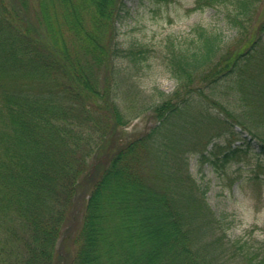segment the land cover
<instances>
[{
    "label": "trees",
    "instance_id": "1",
    "mask_svg": "<svg viewBox=\"0 0 264 264\" xmlns=\"http://www.w3.org/2000/svg\"><path fill=\"white\" fill-rule=\"evenodd\" d=\"M124 1L0 0V264H264V245L227 237L185 155L204 156L224 134L217 158L227 162L242 151L236 123L264 156L255 132L264 124V21L244 34L260 0H193L187 10L222 7L244 43L226 50L201 25L189 42L167 39L158 54L174 89L154 87L140 104L132 74L151 54L119 46ZM118 57L128 62L117 66ZM122 86L132 114L120 109ZM145 110L153 124L120 141V127ZM80 186L87 197L71 231L62 223Z\"/></svg>",
    "mask_w": 264,
    "mask_h": 264
},
{
    "label": "rangeland",
    "instance_id": "2",
    "mask_svg": "<svg viewBox=\"0 0 264 264\" xmlns=\"http://www.w3.org/2000/svg\"><path fill=\"white\" fill-rule=\"evenodd\" d=\"M31 5H32V1ZM193 0H164L151 3L148 0H125L117 26V41L119 46L127 48L142 44L150 50L147 60L140 65V69L132 74L133 80L137 81L140 93L137 101L149 98V93H155L157 87L164 92L170 93L175 86V80L161 64L158 49L168 40H174L181 44L190 41L194 36L192 28L201 25L209 31L219 33L224 39L225 47L231 50L240 49L244 43L242 34L235 31L227 23L222 7H206L201 10H187L192 6ZM85 12V10H84ZM264 0H260L244 27L245 33H256L258 25L264 21ZM63 36L67 37V31L63 30ZM223 61V60H222ZM125 57L115 60L117 66L123 67L127 63ZM218 62V61H217ZM215 62L204 68L200 73L204 76L207 71L215 66ZM104 68L95 72L98 81ZM227 78H222L218 88H223ZM122 98L120 109L132 114L136 111L135 100H125L124 86L120 87ZM155 97V96H154ZM135 98V97H134ZM225 101V99H223ZM214 109H217L215 107ZM154 122L152 111H143L128 119L127 123L120 127L117 132L119 140L132 138L146 131ZM234 129L239 131V138L234 144H242L236 155L227 162H221L217 157L221 155L226 138L215 136L204 151V156L197 151H187L186 160L188 170L195 181L205 189L207 204L215 212L221 215L222 223H227L225 230L229 239H244L253 245H264V156H258L256 148H248L247 142L253 146L256 139L243 130L236 123ZM256 134L264 138V124L260 120L256 124ZM259 138V137H258ZM260 140V139H259ZM218 146H213L216 144ZM197 150V148H195ZM200 149V148H199ZM87 187L80 186L67 208L62 226L71 231L77 230L81 221L83 208L86 200ZM14 218V219H13ZM21 229L19 221L14 216H7L6 221ZM2 221V223H7ZM73 232L71 233V235ZM74 245V244H73ZM71 245V249L73 248ZM59 247L56 245L55 249ZM64 250V248H62Z\"/></svg>",
    "mask_w": 264,
    "mask_h": 264
}]
</instances>
